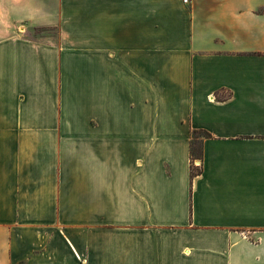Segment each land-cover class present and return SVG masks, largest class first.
I'll use <instances>...</instances> for the list:
<instances>
[{"label": "crops", "instance_id": "obj_1", "mask_svg": "<svg viewBox=\"0 0 264 264\" xmlns=\"http://www.w3.org/2000/svg\"><path fill=\"white\" fill-rule=\"evenodd\" d=\"M0 264H264V0H0Z\"/></svg>", "mask_w": 264, "mask_h": 264}, {"label": "trees", "instance_id": "obj_2", "mask_svg": "<svg viewBox=\"0 0 264 264\" xmlns=\"http://www.w3.org/2000/svg\"><path fill=\"white\" fill-rule=\"evenodd\" d=\"M191 155H192V161L195 160L196 158L201 157V150H200V147L198 144H195V143L192 144ZM193 165H192V170H191L192 177L201 172V169L199 168V166L196 165V167H195Z\"/></svg>", "mask_w": 264, "mask_h": 264}, {"label": "rangeland", "instance_id": "obj_3", "mask_svg": "<svg viewBox=\"0 0 264 264\" xmlns=\"http://www.w3.org/2000/svg\"><path fill=\"white\" fill-rule=\"evenodd\" d=\"M32 31V33L33 34H46V33H50V34H54V31H53V29H48V30H45V29H38V28H32L31 29ZM201 135H202V133H201ZM197 136H199V134L197 135Z\"/></svg>", "mask_w": 264, "mask_h": 264}, {"label": "built area", "instance_id": "obj_4", "mask_svg": "<svg viewBox=\"0 0 264 264\" xmlns=\"http://www.w3.org/2000/svg\"><path fill=\"white\" fill-rule=\"evenodd\" d=\"M184 4H190L192 0H182ZM197 166H200V161H196L195 163Z\"/></svg>", "mask_w": 264, "mask_h": 264}]
</instances>
